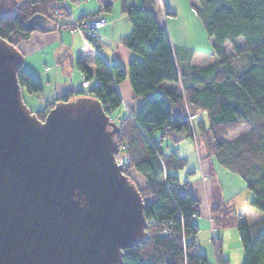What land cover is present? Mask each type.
I'll return each instance as SVG.
<instances>
[{
  "label": "trees",
  "instance_id": "obj_1",
  "mask_svg": "<svg viewBox=\"0 0 264 264\" xmlns=\"http://www.w3.org/2000/svg\"><path fill=\"white\" fill-rule=\"evenodd\" d=\"M64 1L69 5L77 0H16L9 13L0 14V38L17 47L34 31L72 28V14ZM116 1L131 25L120 44L137 58L128 62L126 71L99 54L93 68L77 59L75 66L89 86L71 90L34 113L43 120L56 102L86 96L97 99L118 125L117 148L128 159L123 173L142 197L147 222V238L123 251L122 264H209L195 241L199 202L191 192L180 189L173 174L187 162L174 151L162 150L163 139L176 145L193 139L192 130L199 153L242 180L251 195L248 206L262 215L243 225L232 215L233 206L223 204L211 209L214 225L236 227L241 264H264V0H195L192 8L211 42L213 60L184 71L177 67L166 29L157 19L155 0H96V12L76 21L106 15ZM34 15L49 20L51 27H29L27 21ZM88 47L97 49L99 43L90 42ZM125 79L133 97L143 102L136 111L125 109L121 117L122 100L116 86ZM17 80L28 95L42 91L23 66ZM165 82L179 84L180 89L165 90L161 86ZM189 114H196V119L185 120ZM240 126L245 127L241 134L225 139ZM131 171L142 178L143 185L136 183ZM213 246V263L229 264L222 257L219 239H213Z\"/></svg>",
  "mask_w": 264,
  "mask_h": 264
},
{
  "label": "water",
  "instance_id": "obj_2",
  "mask_svg": "<svg viewBox=\"0 0 264 264\" xmlns=\"http://www.w3.org/2000/svg\"><path fill=\"white\" fill-rule=\"evenodd\" d=\"M16 0H0V14ZM49 22L32 16L29 27ZM24 58L0 38V264H122L147 238L144 202L115 162L118 125L95 98L43 120L23 100Z\"/></svg>",
  "mask_w": 264,
  "mask_h": 264
},
{
  "label": "crops",
  "instance_id": "obj_3",
  "mask_svg": "<svg viewBox=\"0 0 264 264\" xmlns=\"http://www.w3.org/2000/svg\"><path fill=\"white\" fill-rule=\"evenodd\" d=\"M70 4L72 6H68L71 9L72 18L74 19L95 13L97 10L96 0H77L75 3ZM155 4L157 19L166 29L177 67L180 71L196 67L192 63V57L198 51L193 50L195 47L192 41L190 43L193 49L187 50V57L185 55V58H182V55L179 57V52L175 55L173 49H186L187 45H183V47L178 46L179 43L175 42L172 32L175 33L176 29L179 30L178 27H180L181 31H183L184 27L187 28L188 33L193 30L194 32L197 30L198 33H201V31L204 32L192 8V5H197V2L195 0H158L157 4L155 0ZM160 7L165 8L167 12L162 14ZM101 17L105 19L106 25L98 31L99 47L97 49L85 46L81 36L75 32H71L70 28L59 29L58 27L50 28L46 32L34 31L29 39L19 43L24 58V70L37 79L42 88L36 101L38 103L36 104V108H43L48 102L61 98L69 91L76 90L81 86L82 74L75 66L77 59L82 60L89 68H93L95 56L99 54L107 62L118 64L126 71L128 62L131 59L137 58L134 53L120 44V40L130 34L131 25L126 14L121 11L119 1L114 2L110 13ZM181 17L182 20H180ZM48 24V22H45L37 26H46ZM49 27H51L50 24ZM207 45H211L210 40L209 43L206 42L205 44L204 42V48L206 50ZM199 46L197 45V47ZM76 74L78 78H75ZM161 86L163 89L170 91L180 89L179 84L175 83L165 82ZM116 89L121 100L125 102V105L130 110L136 111L141 107L143 98H134L131 93L124 90L123 86L119 84L116 86ZM30 101L31 103L32 101L35 103L33 99ZM178 144L172 145L173 147L169 151H174L179 157L185 159L186 162L191 161L193 164L190 167L186 164V167L183 169L184 171H176L173 174L177 177L178 181L184 180L182 183L183 186H186L188 182H192L193 185H196L194 190H203L206 213L213 218L214 214L211 213V209L215 206L225 204V201H223L221 195L220 197H214L211 193L208 195L206 181H209L211 186V184H215L218 180H224L223 182L228 187L229 182H232L233 179L234 183L237 182V176H229L230 172L221 169L212 158L204 157L200 153L199 157L201 159L198 161L197 154L195 156V153L191 149V142L186 141L180 146ZM180 151L183 152L182 155ZM185 186L182 191H187ZM211 188L213 189L212 186ZM189 192L197 199L196 191L192 190ZM230 192L228 200L234 198ZM221 198L222 203H219L217 200H221ZM211 227V234H213L214 223ZM221 245H223L222 242Z\"/></svg>",
  "mask_w": 264,
  "mask_h": 264
},
{
  "label": "rangeland",
  "instance_id": "obj_4",
  "mask_svg": "<svg viewBox=\"0 0 264 264\" xmlns=\"http://www.w3.org/2000/svg\"><path fill=\"white\" fill-rule=\"evenodd\" d=\"M156 3L158 4V0H156ZM70 6L72 4L69 3ZM182 20V17L181 19ZM179 20V21H180ZM179 30L176 29V32H172L173 37L175 38V42L179 43L178 46L183 47V45H187L186 49L180 50L179 48H175L174 53L175 55L178 53V56L182 55V58H185L184 55L187 57V50L191 49V41L195 49L197 50L198 53L195 52V54L192 57V63L196 67H201L205 66L208 63L212 62V54H211V45H207V50L204 48V42L209 43L208 37L205 32L198 33L197 30L191 31L190 33L187 32V28H183V31L180 30V27H178ZM71 31V30H70ZM76 33V32H75ZM78 34V33H77ZM81 36V35H80ZM83 36H81L82 38ZM204 37V38H203ZM83 39V38H82ZM204 40V42H203ZM84 41V39H83ZM211 43V42H210ZM197 45L199 47H197ZM238 46L243 45L242 39H239L237 41ZM23 46V45H22ZM22 54V51L20 50V44L16 47ZM191 49V50H192ZM227 49L230 50V46L227 45ZM181 53V54H180ZM23 56V54H22ZM75 78H78V75H75ZM119 85L123 86L124 90H127L129 93L132 94L130 84L128 79H125L122 81ZM23 100L29 110L31 112H36L39 108H36V104H38L36 101L38 100V95H28L27 93L23 92ZM31 96V97H29ZM34 100L35 103H31L30 100ZM41 108V107H40ZM128 107L125 105V102L122 101V105L119 109L120 116L126 115L125 109ZM196 114H189L188 119L192 122L196 119ZM245 127H238L234 132H230L226 135L225 139L226 140H232L236 138L239 134H241L244 131ZM193 133V139L187 138L181 141L178 145H183L184 142L189 141L191 142V149L195 153L194 155L198 157V161H200L201 157H199V149H198V143H197V138L195 134V130H192ZM158 134H156L155 137H157ZM177 145V146H178ZM172 143L169 139H163L162 141V150L167 153L169 152L170 149H172ZM203 150V149H202ZM202 150L200 148V152L202 153ZM183 151V150H182ZM181 152V151H180ZM183 152H181L182 155ZM120 154V155H119ZM118 156H123L121 152L117 153L115 155V158ZM215 162V161H214ZM193 162L189 161L187 162V166H192ZM184 171V170H183ZM187 173V172H185ZM184 173V175H185ZM130 174L135 178L136 183L140 186L143 185V180L142 178L137 174L134 173L133 171L130 172ZM229 176H236L232 173H230ZM219 178V177H218ZM237 182L234 183V179L232 182H229V186L227 187L226 184L223 182L224 180H218L215 182V184H211L213 189L210 186L209 181H206V186H207V192L208 195L211 193L214 197H220V195L223 198V201H225V204L233 206V211L232 215L238 216V222L243 225H248L251 224L255 221H257L259 218L262 217V215L257 212L255 209L251 208L248 206L249 201L251 200V195L248 193L246 190V187L242 180H240L238 177ZM184 180H180V188L183 189L184 186L182 185ZM196 185H193L192 182L186 183V190L187 191H196L195 194L197 195V199L199 201V210H200V215L194 219L198 226V232L195 235V241L198 244L200 248V252L203 253L207 259L209 260L210 264H213V261L215 260V252H213L214 246H213V239H219L222 242V254L225 259L229 261V264H241L242 261V250H241V245L240 241L237 236V231L236 227H229V228H222L219 226L214 225V231L213 234H211L212 230V224H213V219L211 216H208L205 210V200H204V195L202 193V189H196L194 190ZM231 191V192H230ZM229 192L232 193L234 198L231 200H228L229 198ZM222 198L221 200H217L219 203H222ZM219 199V198H218ZM228 201V202H227Z\"/></svg>",
  "mask_w": 264,
  "mask_h": 264
},
{
  "label": "built area",
  "instance_id": "obj_5",
  "mask_svg": "<svg viewBox=\"0 0 264 264\" xmlns=\"http://www.w3.org/2000/svg\"><path fill=\"white\" fill-rule=\"evenodd\" d=\"M64 4H65L68 12L71 13V9L65 1H64ZM160 12L162 14H164L165 10L162 7H160ZM70 19L74 23L73 27L70 28L71 32H76L79 35L83 36L82 38L84 39L85 46H90V42H93L94 44L98 45V43H99L98 31L106 25V21L104 18L99 17V18L87 20V21H84L81 23L77 22L76 19L72 18V15H71ZM89 84H90V82L88 80L82 79L81 86L83 88L88 87ZM95 85H96V83H95ZM185 120H189L188 117L185 118ZM118 153H119V151H118ZM115 162L117 163V165H120L123 168V166H125L128 163L127 156L125 154H123V156L117 155V157L115 158ZM209 264H210V262H209ZM213 264H217V262L213 263Z\"/></svg>",
  "mask_w": 264,
  "mask_h": 264
}]
</instances>
